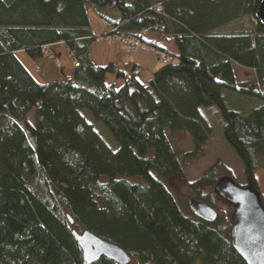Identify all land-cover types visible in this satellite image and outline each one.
Here are the masks:
<instances>
[{
  "label": "trees",
  "instance_id": "1",
  "mask_svg": "<svg viewBox=\"0 0 264 264\" xmlns=\"http://www.w3.org/2000/svg\"><path fill=\"white\" fill-rule=\"evenodd\" d=\"M262 1L0 0V264H86L73 235L85 231L123 249L130 264H245L232 248L227 213L213 198L217 182L231 179L230 169L216 159L188 182L184 168L194 164L186 159L204 156L211 136L200 109L216 107L246 186L258 191L264 26L255 14ZM105 7L120 18L100 14L110 30L95 36L89 12ZM244 17L254 20L252 31L219 32ZM108 37L133 39L172 62L142 84L134 63L92 62V43H118ZM59 46L74 64L61 80L39 82L18 57L37 61ZM234 65L254 79L237 83ZM107 75H117L120 87L107 84ZM232 94L241 97L240 109L231 108ZM247 100L257 104L249 113ZM82 110L110 132L115 151ZM175 133L192 143L182 161ZM161 180L185 185L191 203L215 209L216 220L198 218L191 204L184 209ZM92 264L116 263L102 257Z\"/></svg>",
  "mask_w": 264,
  "mask_h": 264
},
{
  "label": "rangeland",
  "instance_id": "2",
  "mask_svg": "<svg viewBox=\"0 0 264 264\" xmlns=\"http://www.w3.org/2000/svg\"><path fill=\"white\" fill-rule=\"evenodd\" d=\"M98 14L90 11L89 12V21H90V29L94 33L95 36L103 35L104 32L109 31L110 29L106 26L104 20L99 16L100 14L103 16H106L111 19H119L120 14L118 11L110 8L105 7L102 9H98ZM254 20L250 17H244L241 18L238 21L232 22L222 28H220L219 32L221 33H239V32H250L254 28ZM154 35H148V38H152ZM120 47L123 49V47L117 43V44H108L105 41H101L99 43H92L90 46V54L93 59V63L96 66H102L105 65L104 57L106 54H113V51L116 50V48ZM171 51L173 52L174 49L171 47ZM54 52L56 53V58L52 57V62L54 65V68L56 69V73L59 76L60 79H63V77L66 75H70V73L73 70L74 64L73 59L70 57L68 52L66 51V48L64 46H59L54 49ZM111 56V55H110ZM21 62L25 65H28L27 69H29L34 77L39 81L40 80V74L34 73V70H32V66L37 61H32L25 53H20L18 55ZM44 57H49L48 55L44 54ZM121 60L123 62L130 61H136L141 67H140V73L137 76V79L140 83L146 84L151 78L152 75L158 71L162 66L165 64L160 63L157 58L155 57V51H150L149 49L141 50L136 49L132 51L131 53H126L123 50L120 53ZM132 59V60H131ZM59 62V65L62 67V71H60L59 67H57L55 61ZM30 62V64H29ZM234 74H235V80L237 83H243L246 81H252L254 79V73L248 70H245L243 68H240L238 66L233 67ZM106 83L110 84L113 83L116 85V87H120L121 80L117 75H107L106 76ZM229 93L224 92L222 94V97L224 100L229 99L227 97ZM235 99V103L237 104L236 107L233 105L231 108L233 110L240 109L238 107L239 101L241 100V97H239L237 94H232ZM228 101V100H227ZM230 102V101H229ZM242 105L245 107L246 111L249 113L251 109L256 106L257 104L254 101H244L242 102ZM200 112L211 128V136L207 142V145L204 150V156L199 160H194V158L186 159L185 162H194L192 166H187L184 168V174L186 177V180L188 182L196 180L201 176V174L204 172L206 168H208L210 165H212L216 159H219L227 168L230 169L232 173L231 180L238 186L244 187L246 186L247 182L244 177V168L241 160L236 156V154L233 152V150L226 144L224 137H223V121L221 117L220 111L216 107H202L200 109ZM81 115L83 118L90 124L94 126L95 131L100 136V138L103 140V142L112 150L115 151L118 148L117 143L113 139L110 132L99 122L95 121L87 110H82ZM172 139L174 141L175 147L178 149L179 154V160L182 161V153L189 151L192 148V143L190 140V137L188 134L185 133H175L172 136ZM254 178L257 185L258 193L262 196H264V169H258L254 172ZM130 182H135L137 180L131 179L128 180ZM163 185L168 189L169 192H171L172 195H174L179 202L181 203V206L186 209V206L188 207L189 204H191L190 195L185 187V185H182L178 182L172 181V180H161ZM213 198L216 202V205L222 209L225 213H227L228 216V222L231 225V215L233 212V207L229 205L228 203L222 201L219 199L215 194H213Z\"/></svg>",
  "mask_w": 264,
  "mask_h": 264
},
{
  "label": "water",
  "instance_id": "3",
  "mask_svg": "<svg viewBox=\"0 0 264 264\" xmlns=\"http://www.w3.org/2000/svg\"><path fill=\"white\" fill-rule=\"evenodd\" d=\"M264 26V0L255 14ZM214 191L218 198L233 207L231 215V245L245 264H264V208L258 191L251 185L240 187L230 178L220 179ZM194 214L207 222L217 218L215 209L202 202L191 203ZM70 224L73 221L70 219ZM86 264L104 257L116 264H130L131 257L120 247L107 243L90 232L73 233Z\"/></svg>",
  "mask_w": 264,
  "mask_h": 264
},
{
  "label": "crops",
  "instance_id": "4",
  "mask_svg": "<svg viewBox=\"0 0 264 264\" xmlns=\"http://www.w3.org/2000/svg\"><path fill=\"white\" fill-rule=\"evenodd\" d=\"M167 48L171 51V46L170 45L167 46ZM121 51H122V48L117 46L116 50L113 51L114 56H113V54H110L111 56L109 54H106V56L104 57L105 64H107V63H119V61L121 60V58L119 57ZM52 54L53 55L45 53V55H48L49 57L41 58L39 61L34 63L33 66H32V68H33L32 70H34V73L36 72V73L40 74V78H41L40 80H43V81H41L42 83H47V82L55 81V80H61L59 78V76L57 75V73H56V69L54 68V65H53V62H52V58H51V56L53 58L54 57L56 58L57 57L56 53L53 51ZM90 57H91V54H90ZM91 60L93 62L92 57H91ZM127 62L134 63V64L138 65L139 67H141L138 63H136V61L128 60ZM29 64H30V62H29ZM27 66L28 65H25L26 68H28ZM59 69L63 70L61 66H60Z\"/></svg>",
  "mask_w": 264,
  "mask_h": 264
},
{
  "label": "built area",
  "instance_id": "5",
  "mask_svg": "<svg viewBox=\"0 0 264 264\" xmlns=\"http://www.w3.org/2000/svg\"><path fill=\"white\" fill-rule=\"evenodd\" d=\"M113 40L117 41L124 48V50L127 53L135 50L136 48H140L141 50L149 49V48L145 47V45H143V44H141L138 41H135L133 39L108 37L107 41L112 42ZM155 57L157 58V60L160 63H163V64H168V63L172 62V58L166 52H163V51H155ZM55 62L57 63V61H55Z\"/></svg>",
  "mask_w": 264,
  "mask_h": 264
}]
</instances>
